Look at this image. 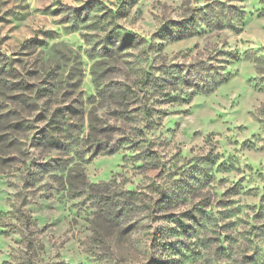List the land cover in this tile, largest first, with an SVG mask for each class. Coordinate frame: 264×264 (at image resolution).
Masks as SVG:
<instances>
[{"label": "rangeland", "instance_id": "obj_1", "mask_svg": "<svg viewBox=\"0 0 264 264\" xmlns=\"http://www.w3.org/2000/svg\"><path fill=\"white\" fill-rule=\"evenodd\" d=\"M0 264H264V0H0Z\"/></svg>", "mask_w": 264, "mask_h": 264}, {"label": "trees", "instance_id": "obj_2", "mask_svg": "<svg viewBox=\"0 0 264 264\" xmlns=\"http://www.w3.org/2000/svg\"><path fill=\"white\" fill-rule=\"evenodd\" d=\"M127 90H130V87L129 85L126 84V87H125ZM97 146V145H96ZM108 205V204H107ZM24 220L25 222L28 224L31 222V219L29 218V216L27 214H24ZM32 240L30 239V237H27V247L28 249L32 246Z\"/></svg>", "mask_w": 264, "mask_h": 264}]
</instances>
